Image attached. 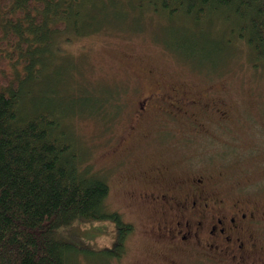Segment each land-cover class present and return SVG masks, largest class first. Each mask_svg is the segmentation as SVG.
Instances as JSON below:
<instances>
[{
  "label": "rangeland",
  "instance_id": "374dc122",
  "mask_svg": "<svg viewBox=\"0 0 264 264\" xmlns=\"http://www.w3.org/2000/svg\"><path fill=\"white\" fill-rule=\"evenodd\" d=\"M113 10L107 9L104 16L112 12L115 15ZM119 10L122 16L109 24L112 29L104 24L106 34L73 35L68 39L67 33L60 31L62 40L55 48L63 53L65 64L57 71H64V76L54 74L56 90L66 98L61 100L63 104L70 103L76 109L70 128L82 148V166L90 165L92 173L106 180L108 208L121 212L123 219L134 225L120 258L107 252L116 238L113 221L71 224L65 230L79 247L73 264H155L158 252L154 249L160 246L153 232L159 215L139 194L156 186L154 178L161 176L157 172L162 162L170 176L168 181L176 183L188 173L202 171H213L214 177L218 174L224 181L231 170V157L247 168L255 167L254 159L264 158V150L260 149L264 139V61L255 60L244 41L229 33L221 41L215 39L221 35L225 21L219 19L212 26L187 25V29L179 19L169 21L148 12L134 13L125 5ZM187 31L192 36L189 40L181 38ZM207 39L222 45L207 46ZM65 75L67 80L63 82ZM159 85H177L191 94L210 91L222 98L231 96L233 116L237 118L233 131L210 123L206 132L196 133L159 111L144 121L136 119V114H131L136 98L145 89ZM89 92L110 94L115 114L92 118L89 110L94 103L83 100L93 96H88ZM132 124L138 126V131ZM156 128H161L159 135L149 138L158 133ZM231 135L238 142L233 148L228 146ZM252 142L257 144L255 150L249 145ZM257 170L252 169L255 173Z\"/></svg>",
  "mask_w": 264,
  "mask_h": 264
},
{
  "label": "trees",
  "instance_id": "16d2710c",
  "mask_svg": "<svg viewBox=\"0 0 264 264\" xmlns=\"http://www.w3.org/2000/svg\"><path fill=\"white\" fill-rule=\"evenodd\" d=\"M121 5L179 19L185 27L222 19L226 24L215 39L229 33L264 61V0H0V264H73L79 247L65 228L82 220L113 221L116 238L107 252L118 257L124 251L133 225L108 208L106 180L82 166V148L70 128L76 109L61 102L66 98L54 77L65 68L55 49L63 36L58 33L68 39L106 34L104 24L112 29ZM110 8L114 17H105ZM189 37L187 31L181 38ZM216 40L204 44L220 47ZM95 93L83 99L94 103L89 115L113 116L110 94Z\"/></svg>",
  "mask_w": 264,
  "mask_h": 264
},
{
  "label": "flooded vegetation",
  "instance_id": "af4514ba",
  "mask_svg": "<svg viewBox=\"0 0 264 264\" xmlns=\"http://www.w3.org/2000/svg\"><path fill=\"white\" fill-rule=\"evenodd\" d=\"M144 91L131 112L136 119L144 121L159 111L196 133L206 132L210 123L233 131L237 118L229 95L222 98L210 91L191 94L177 85ZM131 126L138 131V126ZM156 130L158 133L149 138L159 135L161 128ZM237 143L231 135L228 146L233 148ZM249 145L252 150L257 147L255 142ZM260 149L264 150V139ZM231 161L224 181L218 174L214 177L213 171H202L188 173L176 183L168 181L170 176L162 162L157 172L161 176L154 178L156 186L139 194L159 215L153 232L160 246L154 249L158 252L155 264H264V158L252 162L258 167L257 173L252 171L255 167L239 166L233 157ZM133 230L134 225L124 243ZM123 252L118 257L122 258Z\"/></svg>",
  "mask_w": 264,
  "mask_h": 264
}]
</instances>
